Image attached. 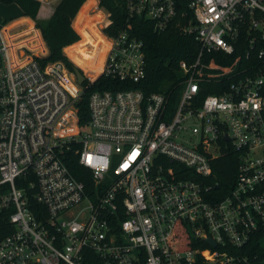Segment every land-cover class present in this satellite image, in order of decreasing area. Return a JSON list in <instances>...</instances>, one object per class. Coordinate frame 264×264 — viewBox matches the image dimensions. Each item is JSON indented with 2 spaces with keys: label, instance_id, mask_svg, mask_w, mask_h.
<instances>
[{
  "label": "built area",
  "instance_id": "obj_1",
  "mask_svg": "<svg viewBox=\"0 0 264 264\" xmlns=\"http://www.w3.org/2000/svg\"><path fill=\"white\" fill-rule=\"evenodd\" d=\"M119 1L125 26L105 33L102 71L81 68L82 85L0 25V264L247 262L234 252L264 233V0H189L183 35L196 49L179 63V90L96 91L83 128L78 104L101 77H146L132 21L162 33L179 18L176 0ZM231 151L236 180L220 190L208 181Z\"/></svg>",
  "mask_w": 264,
  "mask_h": 264
},
{
  "label": "trees",
  "instance_id": "obj_2",
  "mask_svg": "<svg viewBox=\"0 0 264 264\" xmlns=\"http://www.w3.org/2000/svg\"><path fill=\"white\" fill-rule=\"evenodd\" d=\"M87 1L88 0H61L53 16L49 20L41 21L38 19L42 6L39 0H0V2L5 5H18L23 17L33 20L36 23V27L41 31L44 42L49 50V55L46 58H39V63L46 66L49 62H62L71 73H75L77 68L64 54V49L80 41V36L73 29L72 24L79 12V15L86 13L87 5L92 0L83 7ZM99 1L100 6L111 14L113 20V25L107 28L105 33L108 35L118 33L125 26V12L122 3L119 0ZM188 2L189 0H176L179 18L165 32H155L153 24L145 19H135L132 21V33L145 44L146 77L136 86L120 85L119 83L117 85L111 79L101 77L91 89L85 92L82 100L78 104L80 126L85 128L89 124L91 117L89 105L90 96L96 91L140 89L146 94L172 93L174 95V93L179 90V83L182 80L179 63L181 61H190L192 58L191 55L195 53L196 49L194 40L189 36L183 35V28L189 24L192 19V15L188 9ZM95 9L98 10V8ZM98 12L100 17L98 25H100L101 21L106 16H104L102 11L98 10ZM183 14H186V18H182ZM1 24L2 22H0V25ZM97 30L100 32L98 28ZM29 33L28 31L24 34ZM13 38L14 37H12V39ZM32 38L27 41H30ZM79 43L69 48L78 47ZM45 44L41 41V38H37L35 45L32 46L31 49L33 52L45 54ZM237 55L240 56L242 54L238 52ZM235 58L236 55L228 62L223 63V65H230ZM207 94L218 95L220 92L214 86L206 91L205 95ZM69 167L77 179L88 182L86 177L82 175L83 168L79 165L76 158L69 162ZM237 168V156L235 152L231 151L215 162L213 165V175L208 183L219 184L221 186L220 190H222L224 185L227 187L231 186L236 180ZM217 195L221 196L222 194ZM9 233V221L5 216L0 215V240ZM234 254L248 259L247 262L242 261L239 264H264V233L260 232V234L256 235L245 248L234 252ZM95 260L96 261L92 264H102L99 260Z\"/></svg>",
  "mask_w": 264,
  "mask_h": 264
},
{
  "label": "rangeland",
  "instance_id": "obj_3",
  "mask_svg": "<svg viewBox=\"0 0 264 264\" xmlns=\"http://www.w3.org/2000/svg\"><path fill=\"white\" fill-rule=\"evenodd\" d=\"M61 0H49V5L52 7H55L58 3H60ZM88 0L83 7L89 2ZM82 7V8H83ZM81 8V10H82ZM95 8H98L99 11H102L104 13V16H106L98 25L99 22V15L98 10ZM80 10V11H81ZM96 10V11H95ZM80 13V12H79ZM78 13V15H79ZM86 15L85 16H76L75 20L73 21L72 27L73 29L78 33L80 36V43L78 47L74 48H65L64 54L66 55L65 51L67 50V57L70 60L72 64L78 69L81 70V68H87L90 70H93L95 73H99V71L102 69L103 62H104V56L102 55V52L97 50L104 41L105 37V27L107 24V19L109 16V12L102 8L100 6V1L92 0L88 5L86 9ZM23 18L21 9L16 4L11 5H5L0 2V22H2L1 26L3 30H5L7 27L15 28L14 30H11L8 36V39L10 41L13 40V44L17 45L28 38H31L33 34L25 35L24 33H21L24 28L27 27L25 24H14V22H17ZM18 25V26H17ZM97 28L100 30V32L97 30ZM10 28H7L5 30L6 34H8ZM35 33V38L33 37L30 41H27L24 43L29 49H31L32 46L35 45L37 37H36V31L33 29V26L31 27L30 31ZM24 34V35H23ZM38 43V42H37ZM45 43V42H44ZM12 48H15V46H12ZM32 50V49H31ZM33 51V50H32ZM19 56V53H16ZM40 57L46 58L48 55L45 54H39ZM32 55V54H31ZM56 64V63H62V62H49V64ZM63 64V63H62Z\"/></svg>",
  "mask_w": 264,
  "mask_h": 264
},
{
  "label": "crops",
  "instance_id": "obj_4",
  "mask_svg": "<svg viewBox=\"0 0 264 264\" xmlns=\"http://www.w3.org/2000/svg\"><path fill=\"white\" fill-rule=\"evenodd\" d=\"M39 1L42 3V6H41V9H40V12H39V15H38V19L41 20V21L49 20L53 16L54 11H55V9H56V7L58 6L59 3L55 7H52L51 5H49V0H39ZM95 1H98V0H95ZM84 15L85 14L82 13L79 16H84ZM14 24H19V25L20 24L21 25L25 24V25H27V27L24 28L21 33H26L28 31H30L31 27L33 26V29L36 31V37L37 38H41V41L44 43V39H43L41 31L36 27V23L33 20H31L30 18L23 17L21 20H19L17 22H14ZM11 27H9V28H11ZM32 34H33V36L35 38V33L32 32ZM45 47H46V54L45 55H48L49 54V50H48L46 44H45ZM65 53L67 55V50L65 51Z\"/></svg>",
  "mask_w": 264,
  "mask_h": 264
},
{
  "label": "water",
  "instance_id": "obj_5",
  "mask_svg": "<svg viewBox=\"0 0 264 264\" xmlns=\"http://www.w3.org/2000/svg\"><path fill=\"white\" fill-rule=\"evenodd\" d=\"M75 75H76V78H77V80H78V83L80 84V85H82V84H84L85 83V78H84V76H83V74H82V72L80 71V69H76L75 70ZM209 243L210 244H212V246H216L213 242H211V241H209Z\"/></svg>",
  "mask_w": 264,
  "mask_h": 264
},
{
  "label": "bare ground",
  "instance_id": "obj_6",
  "mask_svg": "<svg viewBox=\"0 0 264 264\" xmlns=\"http://www.w3.org/2000/svg\"><path fill=\"white\" fill-rule=\"evenodd\" d=\"M107 47H108V43L104 37V41L102 42L101 46L99 48H97V50L102 52V55L104 56V60H105V55L107 53ZM101 71H102V69L99 71V73H101Z\"/></svg>",
  "mask_w": 264,
  "mask_h": 264
}]
</instances>
